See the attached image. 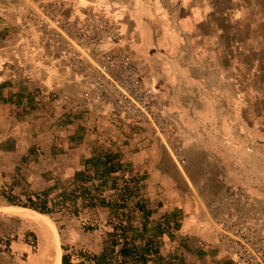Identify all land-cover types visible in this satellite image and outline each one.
I'll return each mask as SVG.
<instances>
[{"label": "crops", "instance_id": "1", "mask_svg": "<svg viewBox=\"0 0 264 264\" xmlns=\"http://www.w3.org/2000/svg\"><path fill=\"white\" fill-rule=\"evenodd\" d=\"M89 11L117 19L118 43L145 63L173 120L166 146L104 121L47 41ZM104 150L135 176L132 202L150 211L142 242L161 254L174 214L178 234L210 244L215 200L242 190L264 208V0H0V189L69 191ZM82 212L102 227L110 215ZM91 236L96 253L103 232Z\"/></svg>", "mask_w": 264, "mask_h": 264}, {"label": "built area", "instance_id": "2", "mask_svg": "<svg viewBox=\"0 0 264 264\" xmlns=\"http://www.w3.org/2000/svg\"><path fill=\"white\" fill-rule=\"evenodd\" d=\"M51 29L47 41L104 121L119 133L134 129L166 146L171 114L145 63L118 43L123 36L118 20L89 11L81 20L58 22ZM210 216V244L227 264H264V208L255 199L242 190L225 194L212 203Z\"/></svg>", "mask_w": 264, "mask_h": 264}, {"label": "trees", "instance_id": "3", "mask_svg": "<svg viewBox=\"0 0 264 264\" xmlns=\"http://www.w3.org/2000/svg\"><path fill=\"white\" fill-rule=\"evenodd\" d=\"M135 131L125 130L123 134H135ZM128 173L116 153L104 150L85 159L84 169L75 173L71 189L59 193L61 203L69 201L71 205L79 202L84 208L104 207L110 212L107 219L110 229L105 231L102 250L99 253L81 250L78 256L88 264H190L181 256H163L149 238L142 242L141 235L146 231L150 211L143 200L132 202L136 178ZM1 195L10 205L32 209L42 216L53 212L47 193L27 194L24 203L4 189H1ZM73 212L76 215L77 211ZM136 213L142 214L140 226L135 224L133 215ZM82 228L85 232H93L99 229V225L97 222L83 223ZM8 244L9 239L6 240ZM61 264L74 263L68 253H63Z\"/></svg>", "mask_w": 264, "mask_h": 264}, {"label": "rangeland", "instance_id": "4", "mask_svg": "<svg viewBox=\"0 0 264 264\" xmlns=\"http://www.w3.org/2000/svg\"><path fill=\"white\" fill-rule=\"evenodd\" d=\"M9 34L11 29L8 30ZM14 33V31H13ZM151 136V135H147ZM146 136V137H147ZM153 137V136H151ZM154 138V137H153ZM157 139V138H155ZM1 189L16 196L20 203L26 201V195L31 193H47L48 204L52 207L53 212L50 215H43L50 222L51 226L57 233L58 246H60L61 255L68 253L71 261L74 264H88L78 256L79 251L93 252L95 245V238L91 236L93 232H86L85 235L80 231V225L83 223H96L91 219L84 216L82 205L69 204V201L61 203L59 193L68 192L62 190L61 187L55 190L34 191L29 189L28 186L20 184L16 188L15 193L12 192L8 184H3ZM0 189V264H53L52 259H47V251L39 244L40 232L34 223L28 218L23 209L19 205H10L5 198L1 195ZM68 205V207H66ZM11 206H16L11 207ZM29 209V208H26ZM20 210V211H19ZM32 211V209H29ZM77 211L76 215L73 211ZM34 211V210H33ZM36 212V211H35ZM39 214L38 212H36ZM77 217V218H76ZM179 217L174 214L169 220V227L166 228L165 233L169 238V243L164 246L163 256H181L188 263L194 264V256L197 264H227L226 260L216 252L214 256L211 255L210 244L200 239H191L187 236L178 234L180 222ZM32 223V224H31ZM33 225V226H32ZM99 225V230L103 232V241L105 240V231L110 229L106 223L104 227ZM96 231V230H95ZM38 232V233H37ZM34 235V236H32ZM9 239L8 246L6 240ZM196 244V246H195ZM103 247V246H102ZM211 247V246H210ZM64 248L65 250H63ZM213 248V247H212ZM102 248L96 252L99 253ZM210 254V256H209ZM188 259V260H187ZM190 260V261H189Z\"/></svg>", "mask_w": 264, "mask_h": 264}, {"label": "bare ground", "instance_id": "5", "mask_svg": "<svg viewBox=\"0 0 264 264\" xmlns=\"http://www.w3.org/2000/svg\"><path fill=\"white\" fill-rule=\"evenodd\" d=\"M11 207L15 208L16 206ZM16 208L23 209V212L27 214L28 218L34 223V225L39 230V244H41L42 247H44V249L47 251V259H52L53 264H61V250L60 246H58L59 243L57 239V233L51 226L50 222L46 219V217L37 214L33 210L31 211L29 209H24L20 207Z\"/></svg>", "mask_w": 264, "mask_h": 264}]
</instances>
